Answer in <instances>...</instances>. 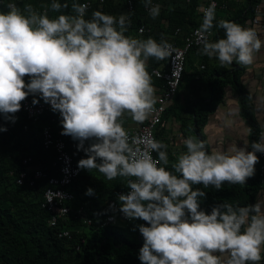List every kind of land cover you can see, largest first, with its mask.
Segmentation results:
<instances>
[{
  "label": "clouds",
  "instance_id": "1",
  "mask_svg": "<svg viewBox=\"0 0 264 264\" xmlns=\"http://www.w3.org/2000/svg\"><path fill=\"white\" fill-rule=\"evenodd\" d=\"M145 6L153 18L159 15V4L145 0ZM62 7L68 5L55 0L50 5L56 12ZM71 8L75 15L52 19L30 4L22 10L12 2L0 11V116L15 123L22 102L30 95L39 97L32 104L42 100L58 112L60 134L84 152L77 170L96 169L108 180L128 178L129 191L116 200L125 219L144 222L136 225L143 238L141 264H262L264 199L245 206L218 203L209 213L201 208L205 192L195 186L220 190L225 182L245 185L255 174L257 153L264 154V133L242 146L231 139L211 150L205 141L188 136L186 151L169 171L168 146L157 138L130 136L121 118L127 113L143 123L154 111L155 88L146 62L169 57L172 45L163 37L157 42L125 35L126 15L95 11L85 19L88 4L73 2ZM214 20L210 7L200 29V54L217 59L221 67L252 65L264 40L252 28L220 20L215 26L224 37L210 41ZM5 131L0 127V133ZM243 131L250 135L252 128ZM86 141H91L88 147ZM85 195L95 196V190L87 188ZM108 207L110 215L115 205ZM80 209L75 216L83 219ZM105 218L102 226L130 222L104 225Z\"/></svg>",
  "mask_w": 264,
  "mask_h": 264
},
{
  "label": "trees",
  "instance_id": "2",
  "mask_svg": "<svg viewBox=\"0 0 264 264\" xmlns=\"http://www.w3.org/2000/svg\"><path fill=\"white\" fill-rule=\"evenodd\" d=\"M8 1L10 0H4L0 5V11H7ZM14 1L22 10L24 5L30 4L38 14L47 12L52 19L61 14L75 15L71 8L72 3L81 4L85 0H55L61 5H68L67 8L62 7L59 12L51 10L50 5L53 0ZM105 1L107 12L114 16L111 0ZM218 1L221 4L220 0ZM246 3L245 13L242 11L233 18L228 15L225 20L244 27V23L251 20L254 7L260 3V0H246ZM144 5L145 0H134V9L130 14V24L125 35L136 33L142 25L140 17L144 15ZM195 6V4L191 5L190 11L184 15L193 16L196 12ZM95 11L97 9L93 7L86 19H91ZM180 15L181 13L177 12L167 13V19L172 18L173 24H168V34L163 33V30L159 31L160 34L155 36L157 42L162 37V33L170 35L175 28L181 26ZM223 37V30L218 28L211 41ZM197 50L201 49L196 48L195 51ZM208 60V57L202 59L205 68L209 67ZM242 67L234 62L230 71L224 70L225 67L220 70L213 68L217 77L209 82L211 101L207 103L199 101L189 109L188 112L195 123L190 122V119L182 120L181 132L185 136L188 135V130L194 131L204 141L200 130L208 116L215 111L224 89L227 85H232L240 97V113L252 128L251 142L257 140L262 128L251 116L249 96L240 85L239 76ZM155 82L158 83L156 80ZM34 98L39 99L31 95L27 99L32 102ZM167 115L166 113L162 117L160 126ZM0 127L7 129L0 133V264H141L138 255L143 245V238L136 225L143 224V221L131 220L123 226H102L103 219L110 213L108 202L116 200L118 194L127 191L128 178L117 177L108 180L96 169L79 170V175L66 188L73 196L70 202L64 203L69 207L70 212L64 218H58L57 224L52 226L50 219L54 215L43 206V193L48 187V179L57 176L58 172L54 165L56 159L54 150L44 148V131L47 129L52 137L60 138L66 143L67 151L76 168L78 161L86 158L84 152L76 150L77 142L71 137L60 134L63 129L59 113H54L51 108H48L37 122L28 120L21 110L15 113V123L6 121L0 116ZM155 136L160 140L158 134L155 133ZM90 143L91 141H86L85 147ZM257 156L259 157V153ZM26 160L27 163H24ZM174 163L169 161L165 167L173 171ZM261 164L262 160L259 158V163L255 165L254 176L249 178L245 185H230L225 182L220 190L211 186L208 188H203L202 185L195 186L206 194L201 199V208L210 213L213 205L222 202L234 206L254 204L261 192L264 193V175L260 177L259 174ZM38 171H42L45 177L36 178L35 174ZM21 175H23L22 183L19 184L17 181ZM87 188L94 189L95 196H86ZM80 208L83 219L75 216ZM84 220H89L90 224L83 223ZM62 230H69L70 238L59 237L58 234ZM76 247L79 249L77 250Z\"/></svg>",
  "mask_w": 264,
  "mask_h": 264
},
{
  "label": "crops",
  "instance_id": "3",
  "mask_svg": "<svg viewBox=\"0 0 264 264\" xmlns=\"http://www.w3.org/2000/svg\"><path fill=\"white\" fill-rule=\"evenodd\" d=\"M14 2V0H10ZM129 4L126 0H111L110 4L113 8L114 16L119 17L120 15H126L130 18V14L134 9V0H130ZM220 2L226 4V9H218L215 12L214 20V35L218 27L215 25L220 20H225L228 15L230 18L238 16L240 13H245L247 10L246 0H220ZM105 3L100 7L97 2H94L93 7H96L97 11L104 14H109L105 8ZM152 4L160 5V13L158 16L153 18L149 13H147V8L144 5L143 11L144 15H141L142 25L147 31L145 34L136 33L130 34L129 36L137 39H147L160 34V30L163 33L169 32L167 30L168 24L172 23V18L167 19V13L177 12L181 13L179 18H182L181 26L175 28L172 34L167 35L162 33V37L166 40H171L169 43H174L176 46H182L184 39L192 32V30L199 26L201 21L202 9L205 6L204 0H152ZM195 4V14L190 17H186L187 12L190 11V6ZM261 5V20L264 23V0H260ZM228 10V13H226ZM110 15V14H109ZM178 20V18H177ZM177 23V22H176ZM250 20L244 23L245 28L249 27ZM261 35V30L259 28L251 27ZM159 33V34H158ZM214 37V36H213ZM261 40L264 37L259 36ZM161 39V38H160ZM213 39V38H212ZM211 39V40H212ZM158 40V39H156ZM160 41V40H159ZM202 48V47H198ZM196 48H192L187 54V60L185 65V71L181 80V83L177 89V92L173 96L172 100L167 104L166 113L168 114L165 121L162 122L161 126H158L155 133L158 134L159 139L164 142L168 147V158L170 162H176L177 157L186 148L183 144V140L188 136H196L202 139L198 133L190 132L188 130V135L185 136L181 132L182 120L190 119L194 121L189 114V109L193 107L197 102H209L211 101L212 93L209 87L210 80L216 78L215 69L224 68L221 67L219 61L215 58H209V67L204 66L202 63L203 56L200 51H195ZM147 71L152 69H163L165 68V63L158 61L156 58L150 57L146 62ZM230 67H225L224 70H229ZM230 71V70H229ZM264 47L256 54L255 60L252 65L243 66L241 74L239 76L240 85L249 96L251 103V116L254 117L257 124L264 131ZM153 87L155 88V96L160 94L163 83L155 78H152ZM158 81L157 82H155ZM240 97L232 85H227L224 92L217 103L215 111L210 114L206 120V123L202 126L200 133L208 146L209 150L212 147L218 146L222 143H226L231 139L237 141L238 146H242V142L247 140L251 143L250 135L244 133V126L249 125L245 122V118L240 113ZM165 113V114H166ZM177 115V116H176ZM164 116V115H163ZM125 129H130L136 125L143 123L135 122L131 119L130 115L125 113L124 117L121 118ZM184 123V122H183ZM195 123V121H194ZM193 123V124H194ZM248 150H251L250 148ZM258 199H264V193L261 192ZM118 200V199H117ZM262 257H264V252H262ZM263 259V258H262ZM251 264V262H250Z\"/></svg>",
  "mask_w": 264,
  "mask_h": 264
},
{
  "label": "built area",
  "instance_id": "4",
  "mask_svg": "<svg viewBox=\"0 0 264 264\" xmlns=\"http://www.w3.org/2000/svg\"><path fill=\"white\" fill-rule=\"evenodd\" d=\"M129 4L130 0H126ZM205 6L202 9L201 21L198 27L194 28L192 32L184 39L183 45L180 47L176 46L174 43H170L172 45L171 55L163 60H158L162 63H165V68L163 69H152L149 70L151 78H155L160 80L163 85L160 91V94L156 97V104L154 106V111L149 115L148 119L140 125H136L130 129H127L130 136H147L148 138H155V130L161 124L162 116L166 111L167 104L172 100L173 96L177 92V89L181 83L185 65L187 60V54L192 48L202 47V35L200 32L201 26L204 21L205 14L210 7H214V12L218 9H226L225 3H219L218 0H204ZM94 2H97L99 7L104 4L105 0H85L81 2V4H88V9L85 14V19L89 16L90 10L93 8ZM4 3V0H0V5ZM12 3L11 1L7 2V5ZM101 11V10H100ZM261 5L256 4L253 10V16L250 20L249 27L259 28L261 31V35L264 37V23L261 20ZM147 13H149V9L147 8ZM214 24V21H213ZM143 29L141 32L140 30ZM146 29L143 26L138 28L139 34H145ZM258 36L261 37L257 33ZM214 36V26L211 29L210 34H208V39H211ZM264 78V74L261 76ZM28 78L25 77V82H27ZM50 108L49 105L45 104L42 100L37 105H33L31 101L28 99L22 102L21 111L25 114L28 120L32 122H37L40 116ZM19 112V111H18ZM264 133L261 129L258 133L257 140L260 135ZM44 148L54 150L56 154V159L54 162L55 168L57 169V176L50 177L47 181L48 187L43 193V206H45L54 216L50 219V225L54 226L57 224V220L60 217H65L69 213V207L64 203L70 202L73 199L71 193H69L66 188L70 185L72 180L79 175V170L72 164L71 157L67 151L66 143L57 137H52L49 134L48 130L44 131V140H43ZM155 152L152 153L153 158H157L155 156ZM259 158L262 160V164L259 169L260 177L264 175V154L259 153ZM27 163V160L24 161ZM36 178H43L45 174L42 171H38L35 174ZM23 175L18 179V183H22ZM261 184L263 180H260ZM129 191L125 192V194ZM120 202L117 200H112L108 203L109 205H115V210H111L112 213L108 215L104 220V225L115 224L117 221L121 223H128L130 220L125 219L122 213L119 212ZM81 209L77 210L80 213ZM111 218V219H110ZM59 237L69 238L70 234L67 230H62L58 234ZM264 264V261H262Z\"/></svg>",
  "mask_w": 264,
  "mask_h": 264
}]
</instances>
